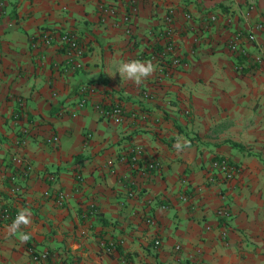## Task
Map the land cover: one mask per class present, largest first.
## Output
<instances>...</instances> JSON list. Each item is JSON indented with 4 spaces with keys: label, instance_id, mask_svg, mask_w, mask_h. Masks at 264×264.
Masks as SVG:
<instances>
[{
    "label": "crops",
    "instance_id": "crops-1",
    "mask_svg": "<svg viewBox=\"0 0 264 264\" xmlns=\"http://www.w3.org/2000/svg\"><path fill=\"white\" fill-rule=\"evenodd\" d=\"M256 23L264 0H0V205L32 211L26 242L0 221V264H36L30 247L49 264H264ZM250 29L254 40L239 41L246 58L227 49ZM64 31L82 45L75 70ZM131 59L157 70L139 86L113 76ZM81 85L91 88L83 104ZM114 104L118 119L95 107ZM177 135L190 150L174 151Z\"/></svg>",
    "mask_w": 264,
    "mask_h": 264
},
{
    "label": "built area",
    "instance_id": "built-area-1",
    "mask_svg": "<svg viewBox=\"0 0 264 264\" xmlns=\"http://www.w3.org/2000/svg\"><path fill=\"white\" fill-rule=\"evenodd\" d=\"M247 14V12H246ZM215 15L210 14L207 18L206 21H214L215 20ZM170 16L166 15L165 16V22L169 24L170 22ZM230 19L226 18V22H229ZM254 31L255 30H262L264 28V25L262 23H256L253 26ZM254 31L249 30L247 32H242V31H235L229 40L226 43V47L229 51L231 52H236L240 54L243 58H246V53L245 50L239 45V41L241 39H246L248 41L254 40ZM166 34H170V29L166 28L165 29ZM42 40L45 43L49 42V35L47 33H43L41 35ZM60 41L61 44H63L65 50H66V55L68 58V68L70 70H75L80 66L79 59L82 56V45L75 36L74 33L71 31H64L60 34ZM174 62H177V59L173 60ZM252 64L259 63L261 61V55L257 54L254 57L251 58ZM243 65H240L241 67ZM91 92V88L88 85H81L79 87V93H80V98H79V104H83L87 102V99L89 97V94ZM97 107V112L100 116L102 117H111L114 116L116 119L120 118L123 116L122 109L120 106L114 104V105H109V106H95ZM56 138L55 136L52 138H47L46 143H51L54 141ZM24 140L21 141L23 143ZM142 148L140 146H133L131 148V152L134 155L140 154ZM131 159L134 160L135 157L131 156ZM107 164H110L111 161L107 160ZM148 169H157L158 164L157 162H152L148 161L144 164ZM212 166L215 167L222 175L224 179H230L233 177V175L236 173V168L229 164V162L225 158H217L212 161ZM131 194V193H130ZM129 194V195H130ZM62 195H59L58 199L61 200ZM216 213L221 216H228V211L224 207H220L216 210ZM17 214V211L10 209L6 205H0V221H7V220H14L15 216ZM145 222L147 223H152V220L147 218L145 219ZM153 244L156 246L159 244V241L157 239H154ZM112 247V244L106 248V251H109ZM178 245H175V249H178ZM196 252H199V249L195 250ZM27 252L31 256V259L36 263V264H49L47 263V252L45 251H40V252H35L31 247L27 248Z\"/></svg>",
    "mask_w": 264,
    "mask_h": 264
},
{
    "label": "clouds",
    "instance_id": "clouds-1",
    "mask_svg": "<svg viewBox=\"0 0 264 264\" xmlns=\"http://www.w3.org/2000/svg\"><path fill=\"white\" fill-rule=\"evenodd\" d=\"M156 65L151 61H141L131 59L120 62L116 67L113 76L119 74L126 82L130 81L134 85H141L146 79L154 74ZM173 149L177 154L184 153L191 149V143L185 137L177 135ZM32 211L30 208L21 207L18 209L13 222L7 226L8 234L11 236L19 235L22 241H28L31 237L29 233L23 232L22 227H27L32 223Z\"/></svg>",
    "mask_w": 264,
    "mask_h": 264
}]
</instances>
